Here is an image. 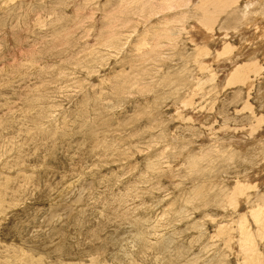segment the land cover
Segmentation results:
<instances>
[{"label": "rangeland", "instance_id": "374dc122", "mask_svg": "<svg viewBox=\"0 0 264 264\" xmlns=\"http://www.w3.org/2000/svg\"><path fill=\"white\" fill-rule=\"evenodd\" d=\"M4 1L0 0V150L9 152V145L13 147L0 158V165L15 164V168L0 170V175H12L11 186L0 183V205L5 199L11 204L1 207L0 264L15 258L18 250L33 261L42 257L40 264H238L248 260V264L256 260L255 264H263L264 217H259V223L255 218L254 233L244 242L246 249L239 252L236 245L233 249L224 244L228 232L241 230L237 221L242 212L253 210L257 215L263 209L264 214V125L253 132L255 124L264 123V74L255 77L248 69V81L243 77L236 83L230 74L225 87L220 78H212L219 68L216 61L207 54L199 57L197 46L223 44L226 31L244 29L245 38L229 39L240 51L232 64L252 63L255 56L244 55L254 48H261L256 54L263 53L264 0L251 22L241 20L239 13L246 0H235V11L224 5L227 0H220L224 7L209 6L219 16L213 25L202 22L192 2L183 30L175 19L169 20L176 11L166 7L175 0H151L165 14L128 15L130 22L117 28L119 49L112 50L96 41L104 13L113 11L120 0ZM165 19L169 33L162 31ZM144 34L148 44L136 47ZM20 43L27 50L33 46L37 50L39 70L23 65ZM204 56L208 68L203 69ZM77 57L84 63L76 65ZM7 63L17 70L5 78ZM22 70L23 76L12 79ZM38 90L44 101L39 106L50 104V112L43 118V134L25 143L18 133L22 120L16 117L18 111L7 115L1 105L9 101L18 109L26 103L25 96L34 98ZM22 152L25 159L20 160ZM15 158L19 160L9 161ZM27 166L29 183L22 170ZM247 175L257 188L241 197L233 186ZM14 185L20 186L15 201V195H4ZM128 186L134 188L122 199ZM229 192L236 193L239 209L227 203L220 206ZM219 223L226 226L222 234Z\"/></svg>", "mask_w": 264, "mask_h": 264}, {"label": "bare ground", "instance_id": "6f19581e", "mask_svg": "<svg viewBox=\"0 0 264 264\" xmlns=\"http://www.w3.org/2000/svg\"><path fill=\"white\" fill-rule=\"evenodd\" d=\"M160 1V0H159ZM158 1V2H159ZM161 1H163V0H161ZM168 1H170V0H168ZM194 1L195 0H175L174 2H172V3H168L167 4V9H170V10H172L171 12H174V11H176V13H174V15H173V17H171V18H169V20H170V22H172L174 19H175V21L174 22H177L179 25L181 24V30H183V29H186V27H184V21L186 22L187 20H188V18L191 16V15H187V8H188V6L193 2V8H195L196 10H197V13H201L202 14V17H201V20H202V22L203 23H206V24H212V23H215L216 22V19L219 17L218 16V12H217V10H213L212 12H210L211 11V7H209V6H215L216 5V7H217V5L219 4V5H223V0H222V2H220V0L218 1V0H197V1H195V3H194ZM244 1V0H243ZM260 0H246L245 2H244V7L239 11V13L241 14V20L242 19H244L245 21H249V22H251L253 19H255V17L257 16V14H258V7L259 6H257V5H259V2ZM6 0L4 1V4H6ZM165 3H167L166 1H164ZM226 3L224 4L228 9L230 8H234V6H235V8H238V6H236V4H238V1H235V0H227V1H225ZM8 4V3H7ZM164 4V3H163ZM224 5H223V7H224ZM160 7V5H158V3L156 4V7L153 5V2L151 3V0H120L119 1V3L117 2V3H115L114 4V8H112V10L113 11H110V10H108L107 12H105L104 13V17H105V19H104V22H103V24H102V30L100 31V34H99V36H98V38H97V41H96V44H98L99 45V47H100V45H102V47H104V48H106L107 50H108V48L109 49H119V47L117 46L118 45V42H119V39H120V41H121V38H120V30L119 29H117L118 28V26L120 25V27H124V25H125V23L126 22H130V19L131 18H129L130 16H132V15H134V14H137L138 16H146V17H149V18H152L153 16H155V15H157L158 13H162V14H165V12H160V11H158V9L157 8H159ZM222 7V8H223ZM161 8V7H160ZM159 8V9H160ZM190 8V7H189ZM144 9H145V12H144ZM194 9V10H195ZM227 9V10H228ZM231 9V10H232ZM186 10V11H185ZM234 11H235V9H233ZM224 11V10H223ZM234 11H232V13L234 12ZM228 13V12H227ZM131 14V15H130ZM200 14V15H201ZM229 14V13H228ZM119 15H122V17H121V21H120V18L118 17ZM128 15H130V16H128ZM194 15V14H193ZM231 15V14H230ZM142 16H141V18H142ZM164 16V15H163ZM165 17V16H164ZM193 17V16H192ZM195 17V16H194ZM119 18V19H118ZM166 18H168V17H166ZM253 18V19H252ZM190 19V18H189ZM252 19V20H251ZM264 19V18H263ZM261 20H262V18L260 19V22H261ZM120 21V22H119ZM133 21V20H132ZM79 22V21H78ZM165 22H166V25H164V23H163V25H164V27L162 28V31H163V33L165 32V33H169L168 32V25L170 24L169 22H167V19H165ZM201 22V23H202ZM74 23H75V21H74ZM76 23H77V21H76ZM162 23V22H161ZM194 23V22H193ZM231 23V22H230ZM242 23V22H241ZM33 25L32 26H35L36 24H37V22H35V24L34 23H32ZM131 24V23H130ZM168 24V25H167ZM251 24V23H250ZM31 25V24H30ZM29 24H28V30L29 29H31V26H30ZM43 25V24H42ZM129 25V24H128ZM158 25V24H157ZM213 25V24H212ZM245 25H247V24H245ZM256 25V24H255ZM264 25V24H263ZM262 25V26H263ZM38 26V25H37ZM177 26V25H176ZM176 26H174V28L176 27ZM208 26V25H207ZM260 26H261V24H260ZM130 27V26H129ZM209 27V26H208ZM213 27V26H212ZM247 27V26H246ZM255 27V26H254ZM264 27V26H263ZM173 28V29H174ZM228 28V27H227ZM256 29H259V25H258V27H257V25H256V27H255ZM26 29V28H25ZM178 29V28H177ZM193 29H194V27H193ZM249 29V28H248ZM248 29L246 30V31H248ZM255 29V30H256ZM260 29H261V27H260ZM27 30V29H26ZM27 30V31H28ZM134 30V29H133ZM191 30V31H190ZM189 30V33L190 34H192L193 33V31H192V29H190ZM251 30V29H250ZM249 30V31H250ZM254 30V29H253ZM31 31V30H30ZM178 31H179V29H178ZM226 31V30H225ZM231 30H228V32L226 31L225 32V36H223L222 37V42H223V44L221 43L220 44V41L219 42H216L215 41V43L213 44V46L212 45H206V44H203V45H200V44H198V45H200V46H197V54H198V56L200 57V56H203V55H208V56H210V57H212L215 61H216V63H217V66L219 67L218 68V70H217V72H215V73H211L212 75H214V76H212V78L213 77H215V78H213V79H216V78H220V80H221V84H223L224 86H225V84H226V82L228 81V80H230V78H229V76H230V74H232V79H234V81H235V83L236 82H238V80L240 81L241 79H243V77H245V79H246V77H247V75H250V74H248L247 72H249V71H251V72H255L256 73V76L255 77H258L259 75H263L264 74V47H262L263 48V53H255V52H259V50L261 49V48H259V50L258 49H251V51L250 52H248V54H245L244 56H247V57H252V56H255V57H253L252 58V60H253V62L251 63H249V62H246V63H249V64H246V63H242V64H239V65H237V67H233V64H232V62L234 61V59H236L237 57V54L240 52V51H238L236 48H235V46H237L236 44H235V46L234 45H232V43H231V41L229 40V39H233V38H238L237 36H239V37H241V39L240 40H242V38L244 37L245 38V36H244V29H241V31H236L235 33H231L230 32ZM260 32H261V30H260ZM189 33H188V35H189ZM253 33V32H252ZM263 33V32H262ZM158 34H160L159 32H158ZM249 34H251V33H249ZM264 34V33H263ZM262 34V35H263ZM15 35V34H14ZM214 35V34H213ZM243 35V36H242ZM123 35H122V33H121V37H122ZM202 36V35H201ZM264 36V35H263ZM249 37V36H248ZM61 38V37H60ZM66 38V37H65ZM213 38V37H212ZM57 39H59V37L57 38ZM63 39V38H62ZM156 39V38H155ZM259 39V38H258ZM69 40V39H68ZM55 41V40H54ZM62 41V40H61ZM155 41V40H154ZM202 41V40H201ZM214 41V40H213ZM248 41H250V40H248ZM252 41V40H251ZM18 42V41H17ZM139 43H136L135 44V46L136 47H140L142 44L143 45H146V44H148V40L146 39V35L144 34V35H142L141 36V39H139V41H138ZM204 42V41H203ZM202 42V43H203ZM61 43V42H60ZM154 43L155 42H153L152 43V46H154ZM157 43V42H156ZM245 43V42H244ZM249 43H252V45L254 46V45H256V44H253L254 42H249ZM256 43H258V42H256ZM246 44V43H245ZM259 44V43H258ZM20 45H22L23 47H20V46H17V47H20V54H21V56H22V59H20L21 60V62H23V65L25 64V63H28V64H30L32 67H29L28 69H32V68H38V70L40 69V67H38V58L36 57L37 55L36 54H34L37 50L34 48V46L31 48H29L28 50H27V46L24 44L23 45V43H20ZM35 45V44H34ZM158 45V44H157ZM204 45H206V47L204 46ZM251 45V44H250ZM36 46V45H35ZM234 46V47H233ZM263 46V45H262ZM97 47V46H96ZM121 47V46H120ZM148 47V46H147ZM155 47V46H154ZM250 47H252V46H250ZM95 48V47H94ZM122 48V47H121ZM150 48V47H149ZM239 48V47H238ZM241 48V47H240ZM243 48V47H242ZM241 48V49H242ZM123 49V48H122ZM245 49V48H244ZM36 50V51H35ZM138 50V49H137ZM18 51V50H17ZM139 51V50H138ZM244 51H246V50H244ZM28 53H31V55H33L32 57H30L29 55H28ZM91 53V52H90ZM94 53V52H93ZM243 54V53H242ZM19 57H20V55H19ZM111 57V56H110ZM78 58V57H77ZM72 59H73V57H72ZM71 59V60H72ZM201 59V58H200ZM205 56H204V58L202 57V62L204 63L205 62ZM237 59H239V58H237ZM14 60V59H13ZM242 60V59H241ZM239 61V60H238ZM74 62L76 63V65H78L77 63H79V62H83L82 61V58H78V59H75L74 60ZM6 63V62H5ZM5 63H3V64H5ZM12 63H13V61H12ZM84 63V62H83ZM210 63V62H209ZM240 63V62H239ZM254 63V64H253ZM2 64V65H3ZM22 63H20L19 65H21ZM200 64H201V66H202V68L204 69V68H208V66H206V64L204 63V65H202V63H201V61H200ZM237 64H238V62H237ZM23 65H21V66H23ZM247 65H249V66H247ZM27 66V65H26ZM40 66V65H39ZM201 66H200V68H201ZM210 66V65H209ZM44 67V65L43 66H41V68H43ZM254 67V68H253ZM2 68V67H1ZM22 68V67H21ZM248 69H249V71H248ZM252 69H254V70H252ZM1 70V69H0ZM17 69L16 68H14V65L13 64H9V63H7L6 64V66L4 65V69H3V74H4V77L5 78H8V77H10L11 75H12V73L14 72V71H16ZM27 70V69H26ZM37 70V69H36ZM35 70V71H36ZM42 70V69H41ZM2 71V70H1ZM0 71V72H1ZM28 71V70H27ZM24 72H25V70L23 71H19V72H17V73H15V74H13L14 75V77L12 78V79H14V78H19L20 76H23L22 74H24ZM40 72H42V71H39V72H36L37 73V76L39 77V76H41V73ZM204 73V72H203ZM234 74V75H233ZM2 76V75H1ZM127 77V76H126ZM125 77V78H126ZM264 77V76H263ZM120 78V77H119ZM123 79V80H125V81H123L122 80V82H123V84L125 85V83H126V79ZM122 79V78H121ZM44 79H42V80H40V81H43ZM202 80V79H201ZM209 80V79H208ZM247 80V79H246ZM249 80H251V79H249ZM260 80V79H259ZM9 81L11 82V80L9 79ZM105 81V80H104ZM104 81H103V83H104ZM248 81V80H247ZM210 82V81H209ZM2 83V82H1ZM127 83H128V80H127ZM127 83H126V85H127ZM130 83V82H129ZM132 83V82H131ZM232 83V82H231ZM6 84V83H5ZM42 84V82L41 83H39V85H41ZM122 84V83H121ZM39 85H38V87H39ZM124 85H123V87H124ZM201 85V84H200ZM203 85H205L204 84V82H203ZM252 85H253V83H252ZM227 86V85H226ZM225 86V87H226ZM37 87V89H39ZM127 87H128V85H127ZM201 87V86H200ZM251 88V87H250ZM197 89H200V88H198L197 87ZM125 89H123V91H124ZM195 90H196V88H195ZM193 91V90H192ZM191 91V92H192ZM117 92H120V91H118L117 90ZM197 92V91H196ZM241 93V92H240ZM25 94V93H24ZM29 94V93H28ZM31 95V94H30ZM192 95V94H191ZM5 96V95H4ZM32 96H29L28 95V97L27 96H25L24 97V101H26V103L25 104H22V106H20V108H18V109H14V105L11 103L10 104V102L8 101V103H6V105H1V107H3V108H5V113L7 114V115H9V114H15L16 113V111H18V113H16V117H21L22 118V120H21V122H20V126H19V132L18 133H20V135L22 134V139H24L23 141H25V143H27V141H32V140H34L35 139V137L36 136H41V134H43V132H42V130H43V128H44V124H46V123H44L43 125H42V122H43V118L44 117H46L47 115H48V113L50 112V107H49V105L50 104H46V102H45V104L43 105V106H39V105H41V103H44V101L42 100L43 99V95H42V92H40L39 90L37 91V93L35 94V95H33V97L34 98H31ZM42 98V99H41ZM192 98V97H191ZM9 99V98H8ZM49 99V98H48ZM6 100H7V98H6ZM10 100V99H9ZM12 101V100H11ZM15 101V100H14ZM189 101V100H188ZM187 101V102H188ZM16 102V101H15ZM190 102V101H189ZM18 103V102H17ZM181 105V104H180ZM187 105V104H186ZM246 105V104H245ZM249 105V107H251L252 108V106L250 105V104H248ZM182 106V108H185L186 106L185 105H181ZM180 106V107H181ZM37 107V108H36ZM40 107V108H39ZM180 107H178V108H180ZM33 108H36L37 110L35 111V109H34V113H31V109H33ZM181 108V109H182ZM38 109H40V110H38ZM183 110V109H182ZM180 111L181 112V114L183 113V111ZM195 110V109H194ZM185 111V110H184ZM191 113H193V112H191ZM190 113V114H191ZM183 115V114H182ZM187 116V115H186ZM185 116V117H186ZM193 118L196 116V114L195 113H193ZM255 116H256V114H255ZM1 117V116H0ZM190 117L188 116V119H189ZM263 117H261V119H262ZM47 119V118H46ZM184 119V118H183ZM257 120H259V119H257ZM193 121V120H192ZM0 122H2L1 120H0ZM18 122H19V120H18ZM261 123H262V125H261ZM256 125V127H258V126H260V128H256V127H254V130H253V132H260V130L259 129H261L262 127H263V125H264V123H263V121L262 120H260V122H258L257 124H255ZM46 126V125H45ZM18 129H16V130H18ZM258 130V131H257ZM262 131H261V135H263L264 136V128H262L261 129ZM51 131V130H50ZM56 131V130H55ZM55 131H53V133L55 132ZM52 133V132H51ZM51 133H48V134H51ZM58 134V133H57ZM17 135H19V134H17ZM57 136V135H56ZM260 137V136H259ZM262 137V136H261ZM13 140H14V138H13ZM259 140V139H258ZM3 141H4V139H3ZM20 141V140H19ZM22 141V140H21ZM37 141V140H36ZM35 141V142H36ZM98 141V140H97ZM102 141V140H101ZM1 142H2V140H1ZM8 142V141H7ZM34 142V143H35ZM41 142V141H40ZM9 143V142H8ZM7 143V144H8ZM25 143H23L22 145H24ZM12 144V143H11ZM48 144V143H47ZM1 145V144H0ZM2 145H4V142H3V144ZM5 145H6V142H5ZM12 145H14V144H12ZM22 145L20 144V147H22ZM27 145V144H26ZM26 145H24V146H26ZM264 145V144H263ZM19 146V145H18ZM1 147V146H0ZM8 147V146H7ZM13 147V146H12ZM12 147H11V145H9V152L8 151H1L0 150V158L2 157V158H4V157H6V155H4V154H8V153H10L12 150ZM2 148H3V146H2ZM6 148V147H5ZM31 148V147H30ZM29 148V149H30ZM43 148V147H42ZM107 148H109L108 146L106 147V149ZM17 149H19V148H17ZM22 150H24L23 148H21ZM28 149V148H27ZM19 151V150H18ZM28 151H30V150H28ZM24 152V151H23ZM23 152L21 153V154H19V157L18 158H20V160H22L23 158H24V156H23ZM37 152V151H36ZM27 153V151L25 152V154ZM27 156V155H26ZM10 159L9 161H11V162H13V163H15L14 161H18L19 159ZM25 159V158H24ZM5 160V159H4ZM4 160H2V161H4ZM197 160H199V159H197ZM8 161V160H7ZM9 161L7 162V163H9ZM196 161V160H195ZM20 162V161H19ZM27 162V161H26ZM25 162V163H26ZM12 163V164H13ZM24 163V164H25ZM11 164V163H10ZM23 164V165H24ZM15 165V164H14ZM14 165L13 166H10V165H8V164H5V166H3V165H0V170H5V171H11L10 169H12L13 167H14ZM22 165V164H21ZM153 166L154 167H156L157 168V164H153ZM17 167V166H16ZM21 167V166H20ZM198 167V166H197ZM9 168V169H8ZM15 168V167H14ZM14 168L12 169V170H14ZM18 169V168H17ZM31 168H30V166H27V167H24L22 170H23V172H27L28 170H30ZM194 169H197V168H194ZM20 171H21V169H20ZM4 172V171H3ZM2 172V173H3ZM12 172V171H11ZM166 171H164V170H162V175H164V174H166L165 173ZM259 172V171H258ZM9 173V172H8ZM10 174V173H9ZM9 174H5L4 173V175L2 174V175H0V183H4V185H6V186H11V184L9 183V180L11 179V174L9 175ZM27 174V173H26ZM19 175V174H18ZM169 175V174H168ZM171 175H172V172H171ZM249 175V174H248ZM247 175V176H248ZM170 176V175H169ZM251 176V175H250ZM24 177V176H23ZM246 177V176H245ZM35 178V177H34ZM250 177L248 176L247 178H245L243 181H239V179H238V181H236V184L233 186V190L235 189V191H236V193L237 194H240L241 195V197L243 196V195H245L246 194V192L248 191V192H250L251 190H254V188H257L256 187V183H254L253 181H250L251 179H249ZM22 179V178H21ZM24 179V178H23ZM25 180H26V182L25 183H29V182H32L31 180H32V176L31 175H29V174H27V175H25ZM15 186V185H14ZM20 186H18V187H11V188H9V190L8 191H5V193H4V195L5 196H7V197H10L12 194L13 195H15L16 197L15 198H13V200L15 201V199L18 197V195H16L15 194V192L17 191V189L19 188ZM129 187V186H128ZM134 188V186H132V187H129V189H127L126 191H124V196L122 197V199L123 198H125V196H127V193L129 192V190H131L132 191V189ZM197 190V189H196ZM256 190V189H255ZM10 191V192H9ZM236 193H231V192H229V194H225L224 195V198H225V202H222L221 204H220V206L221 205H223V203H227V206H231V207H236V205H237V203H238V201H236L235 200V198H236V196H235V194ZM202 194V193H201ZM117 196V195H116ZM115 196V198H119L118 196L116 197ZM131 196V195H130ZM239 196V195H238ZM129 197V196H128ZM127 197V198H128ZM122 199H120V200H122ZM113 200V199H112ZM127 200V199H126ZM8 201H10L9 199H8ZM6 202V199L2 202V204L0 205V215H1V213H2V211H1V207H5L7 204H9V202ZM117 201V200H116ZM125 201V200H124ZM123 201V202H124ZM246 201V200H245ZM114 202V201H113ZM118 202V201H117ZM120 202V201H119ZM114 204H115V202H114ZM9 205H11V204H9ZM263 205H264V202H263ZM261 205V203H259L258 204V206L257 207H259V208H262V207H264V206H262ZM258 208V209H259ZM108 209V208H107ZM237 209H239V207L237 206L236 207V210ZM257 209V208H256ZM257 209V210H258ZM224 210V209H223ZM263 210V209H262ZM261 210V211H262ZM260 211V209H259V211H257V215L256 214H254V212L255 211H253V210H247L245 213H243L242 212V214L240 215V220H238L237 221V225H238V227L237 228H239L240 229V225H241V230L239 231L238 229H237V233H234L233 232V229H235V228H233L232 229V231L229 233L228 231V236H227V240H225V244L224 245H226V244H229V246H228V248L231 246L233 249H235L234 248V246L236 245L237 247H238V249H239V252H240V250L241 249H243L244 248V246H246L245 245V243L244 242H246L248 239H249V237H251L252 236V234L254 233L253 232V230H252V226H253V222L255 221V218L257 217V219H256V221H257V223H259L260 222V218H261V220H263V217H264V214L263 215H261L262 214V212ZM124 212V211H123ZM122 213V212H121ZM120 213V214H121ZM83 213H81V215H82ZM85 214V213H84ZM115 214H116V212H115ZM114 214V215H115ZM124 214V213H123ZM86 215V214H85ZM94 215V214H93ZM104 215V214H103ZM125 215L126 214H124V216H122V218L123 217H125ZM101 216V215H100ZM103 217H106V216H103ZM107 217H108V215H107ZM260 217V218H259ZM84 218H86V217H84ZM111 219V218H110ZM254 219V220H253ZM86 221H88L87 219H85ZM119 221V220H118ZM233 221V220H232ZM83 222V221H82ZM105 222V221H104ZM86 223V222H85ZM102 224V223H101ZM218 225V227H219V229H218V231L220 232V231H222L223 230V228H226V226L225 225H221V223H219V224H217ZM235 225V224H234ZM258 225H260V224H258ZM233 226V225H232ZM231 226V227H232ZM228 230V229H227ZM259 231V230H258ZM224 232V231H223ZM226 232V231H225ZM253 232V233H252ZM264 232V231H263ZM216 233V232H215ZM214 233V235H216ZM221 233V232H220ZM219 234V233H218ZM222 234V233H221ZM224 234V233H223ZM213 235V236H214ZM217 236V235H216ZM225 236V235H224ZM261 236V235H260ZM220 238V237H219ZM226 239V238H225ZM220 240H223V239H220ZM254 240V239H253ZM258 240V239H257ZM241 241H242V244H239V242L241 243ZM250 241H251V238H250ZM255 241V240H254ZM223 242V241H222ZM261 242V241H260ZM244 243V244H243ZM247 244V243H246ZM250 244V243H249ZM249 244H247V245H249ZM258 244H260V243H258ZM13 246V245H12ZM250 246H253V245H250ZM256 246V245H255ZM225 247V246H224ZM247 247V246H246ZM15 248V247H14ZM255 248H257V246L255 247ZM9 249V248H8ZM226 249H227V246H226ZM225 249V250H226ZM244 249H246V248H244ZM248 249H250V248H248ZM263 249V248H262ZM21 250V249H20ZM254 250V249H253ZM25 251V250H24ZM248 251V250H247ZM251 251V250H250ZM249 251V252H250ZM261 251V250H260ZM14 252H16V251H14ZM13 252V253H14ZM262 252V251H261ZM264 252V251H263ZM1 253V252H0ZM26 253V252H25ZM225 253H227V252H225ZM237 253H238V251H237ZM236 253V254H237ZM244 253H245V251H244ZM221 254H224V253H221ZM249 254V253H248ZM1 255V254H0ZM2 255H4V254H2ZM14 256H15V258H13L12 260H10V259H8V258H5V260H4V262H5V264H9L10 262H11V264H30V263H34L35 262V264H40L39 262H43L44 260H42L41 258H40V261L39 260H32V259H30L28 256H26L23 252H21V251H17L15 254H13ZM25 255V256H24ZM241 254H239V256H240ZM250 255V254H249ZM262 255H263V253H262ZM251 256V255H250ZM253 256V255H252ZM251 256V257H252ZM256 256V255H255ZM257 256H258V254H257ZM212 257V256H211ZM242 257V256H241ZM245 257H247V256H245ZM261 258H262V256H260ZM2 258V257H1ZM220 258V257H219ZM237 258V257H236ZM239 258V257H238ZM249 259H251L250 257H248ZM248 258H247V260H248ZM256 258V257H255ZM225 259V258H224ZM240 259V258H239ZM243 259H244V257H243ZM254 259V258H253ZM253 259H252V261L251 262H253ZM264 259V258H263ZM3 260V259H2ZM42 260V261H41ZM222 260V259H221ZM245 260H246V258H245ZM223 261V260H222ZM237 261H238V259H237ZM241 261V260H240ZM257 261V260H256ZM256 261H255V263H256ZM259 261V260H258ZM81 262V261H80ZM221 262V261H220ZM241 262H243V261H241ZM238 263V264H248L249 263V260H248V262H245V263ZM76 263V262H75ZM216 263V262H215ZM217 263H219V261L217 262ZM216 263V264H217ZM255 263H253V264H255ZM259 263H261V262H259ZM42 264H44V263H42ZM225 264V263H224ZM251 264V263H250ZM262 264V263H261ZM263 264H264V262H263Z\"/></svg>", "mask_w": 264, "mask_h": 264}]
</instances>
